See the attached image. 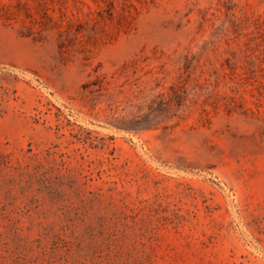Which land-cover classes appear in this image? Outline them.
Listing matches in <instances>:
<instances>
[{
    "label": "rangeland",
    "instance_id": "374dc122",
    "mask_svg": "<svg viewBox=\"0 0 264 264\" xmlns=\"http://www.w3.org/2000/svg\"><path fill=\"white\" fill-rule=\"evenodd\" d=\"M0 264H264V0H0Z\"/></svg>",
    "mask_w": 264,
    "mask_h": 264
}]
</instances>
